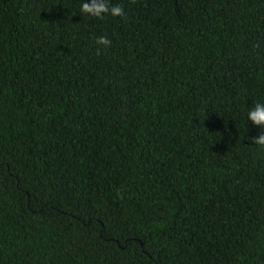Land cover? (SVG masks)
I'll return each mask as SVG.
<instances>
[{"label":"trees","instance_id":"trees-1","mask_svg":"<svg viewBox=\"0 0 264 264\" xmlns=\"http://www.w3.org/2000/svg\"><path fill=\"white\" fill-rule=\"evenodd\" d=\"M82 2L0 0V264H264V0Z\"/></svg>","mask_w":264,"mask_h":264},{"label":"clouds","instance_id":"clouds-1","mask_svg":"<svg viewBox=\"0 0 264 264\" xmlns=\"http://www.w3.org/2000/svg\"><path fill=\"white\" fill-rule=\"evenodd\" d=\"M80 13L85 17H93L103 19L106 15L113 17H123L125 15L124 8L119 5H110L109 0H83L80 6ZM97 45L103 46L105 49L111 46V40L106 36L96 38ZM100 49H97L99 54ZM247 120L251 121L253 126H258L261 132L258 136L251 137L255 145L264 147V103L256 102L247 113Z\"/></svg>","mask_w":264,"mask_h":264}]
</instances>
